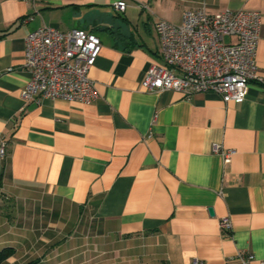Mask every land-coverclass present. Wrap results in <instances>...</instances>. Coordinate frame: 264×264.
<instances>
[{
  "label": "crops",
  "instance_id": "1",
  "mask_svg": "<svg viewBox=\"0 0 264 264\" xmlns=\"http://www.w3.org/2000/svg\"><path fill=\"white\" fill-rule=\"evenodd\" d=\"M114 1L0 0V264H264L262 84L241 102L141 87L163 63L155 22L200 7L260 11L264 78V0ZM43 24L100 38L96 101L21 99L25 37Z\"/></svg>",
  "mask_w": 264,
  "mask_h": 264
},
{
  "label": "built area",
  "instance_id": "2",
  "mask_svg": "<svg viewBox=\"0 0 264 264\" xmlns=\"http://www.w3.org/2000/svg\"><path fill=\"white\" fill-rule=\"evenodd\" d=\"M125 7L124 0L113 2L115 11ZM261 20L258 10L227 8L209 13L205 7L183 11L179 22L157 20L154 28L163 63L148 67L141 87L155 92L174 90L185 96L213 92L225 102H241L249 82L264 87L255 62ZM225 36L234 40L226 42ZM101 48L100 38L81 27L60 30L43 24L32 30L25 37L23 67L30 76L21 89V99L96 101L99 94L89 73ZM212 150L224 161L235 152L219 144ZM4 157L5 143L0 141V160ZM230 227L228 217L219 220L220 229ZM252 258V254L241 257L244 262Z\"/></svg>",
  "mask_w": 264,
  "mask_h": 264
},
{
  "label": "trees",
  "instance_id": "3",
  "mask_svg": "<svg viewBox=\"0 0 264 264\" xmlns=\"http://www.w3.org/2000/svg\"><path fill=\"white\" fill-rule=\"evenodd\" d=\"M12 252H13L12 247H4V248L0 249V261L3 260L4 258H6L7 256H9ZM25 264H37V261L32 260V261H29Z\"/></svg>",
  "mask_w": 264,
  "mask_h": 264
},
{
  "label": "water",
  "instance_id": "4",
  "mask_svg": "<svg viewBox=\"0 0 264 264\" xmlns=\"http://www.w3.org/2000/svg\"><path fill=\"white\" fill-rule=\"evenodd\" d=\"M211 211V210H210Z\"/></svg>",
  "mask_w": 264,
  "mask_h": 264
}]
</instances>
